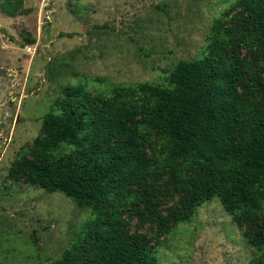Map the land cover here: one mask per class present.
<instances>
[{"label": "trees", "instance_id": "1", "mask_svg": "<svg viewBox=\"0 0 264 264\" xmlns=\"http://www.w3.org/2000/svg\"><path fill=\"white\" fill-rule=\"evenodd\" d=\"M168 82L68 86L9 169L91 210L58 264H160L153 243L215 196L264 261V0L231 4Z\"/></svg>", "mask_w": 264, "mask_h": 264}, {"label": "rangeland", "instance_id": "2", "mask_svg": "<svg viewBox=\"0 0 264 264\" xmlns=\"http://www.w3.org/2000/svg\"><path fill=\"white\" fill-rule=\"evenodd\" d=\"M235 1L0 0V264H58L91 219L74 199L8 175L58 124L45 117L64 90L168 86L178 62L203 56L215 20ZM153 244L160 264H250L263 254L217 196Z\"/></svg>", "mask_w": 264, "mask_h": 264}]
</instances>
